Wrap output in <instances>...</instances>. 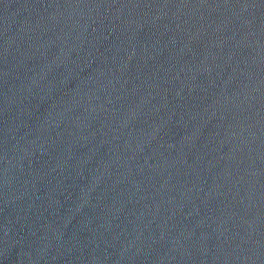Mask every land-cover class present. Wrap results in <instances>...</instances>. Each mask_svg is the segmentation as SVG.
I'll return each instance as SVG.
<instances>
[{"label": "water", "instance_id": "95a60500", "mask_svg": "<svg viewBox=\"0 0 264 264\" xmlns=\"http://www.w3.org/2000/svg\"><path fill=\"white\" fill-rule=\"evenodd\" d=\"M0 264H264V0H0Z\"/></svg>", "mask_w": 264, "mask_h": 264}]
</instances>
